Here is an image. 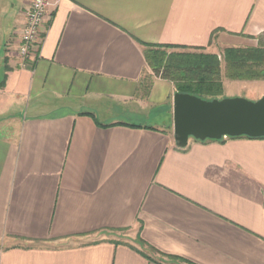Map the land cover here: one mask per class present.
Instances as JSON below:
<instances>
[{
  "label": "crops",
  "instance_id": "1",
  "mask_svg": "<svg viewBox=\"0 0 264 264\" xmlns=\"http://www.w3.org/2000/svg\"><path fill=\"white\" fill-rule=\"evenodd\" d=\"M31 1L0 0V264H264V139L178 149L142 46L252 47L264 0H57L23 68Z\"/></svg>",
  "mask_w": 264,
  "mask_h": 264
},
{
  "label": "trees",
  "instance_id": "2",
  "mask_svg": "<svg viewBox=\"0 0 264 264\" xmlns=\"http://www.w3.org/2000/svg\"><path fill=\"white\" fill-rule=\"evenodd\" d=\"M260 41L261 38L255 48L232 47L223 51L229 79L264 78V69H261L264 67V47ZM142 46L145 61L153 76L171 82L177 93L203 100L216 99L222 93L221 68L216 55L181 46Z\"/></svg>",
  "mask_w": 264,
  "mask_h": 264
},
{
  "label": "water",
  "instance_id": "3",
  "mask_svg": "<svg viewBox=\"0 0 264 264\" xmlns=\"http://www.w3.org/2000/svg\"><path fill=\"white\" fill-rule=\"evenodd\" d=\"M172 130L178 149H184L189 140L264 138V95L257 101L203 100L176 92L172 98Z\"/></svg>",
  "mask_w": 264,
  "mask_h": 264
},
{
  "label": "built area",
  "instance_id": "4",
  "mask_svg": "<svg viewBox=\"0 0 264 264\" xmlns=\"http://www.w3.org/2000/svg\"><path fill=\"white\" fill-rule=\"evenodd\" d=\"M56 1L32 0L24 12L16 43V52L23 68L35 60L43 39L42 29L51 20Z\"/></svg>",
  "mask_w": 264,
  "mask_h": 264
},
{
  "label": "rangeland",
  "instance_id": "5",
  "mask_svg": "<svg viewBox=\"0 0 264 264\" xmlns=\"http://www.w3.org/2000/svg\"><path fill=\"white\" fill-rule=\"evenodd\" d=\"M260 42L262 46L264 47V36L261 37ZM257 46H258V42H255L254 46L247 47V48H255ZM227 48L222 46L220 43H212L213 54L218 57L220 68H221L222 93L216 99L221 100L224 98H242L248 101L259 100L264 95V78H261L258 80H231L229 79L228 70L223 61V51ZM204 54H210V53H207V51H205ZM261 69H264V67H261ZM147 125L161 126V125H157L156 123H149V122H147ZM170 127L167 125L168 129ZM113 236L116 239L124 237V235L122 234L113 235Z\"/></svg>",
  "mask_w": 264,
  "mask_h": 264
}]
</instances>
